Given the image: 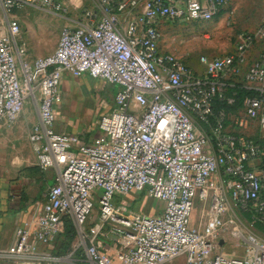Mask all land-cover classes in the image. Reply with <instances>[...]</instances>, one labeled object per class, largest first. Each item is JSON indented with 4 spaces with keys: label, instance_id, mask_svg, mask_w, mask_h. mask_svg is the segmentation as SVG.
<instances>
[{
    "label": "built area",
    "instance_id": "built-area-1",
    "mask_svg": "<svg viewBox=\"0 0 264 264\" xmlns=\"http://www.w3.org/2000/svg\"><path fill=\"white\" fill-rule=\"evenodd\" d=\"M2 1L8 9L66 12L62 0ZM232 1L92 0L95 8L62 30L55 51L23 70L27 48L16 46L20 25L10 23L9 37H0V125L12 127L27 98L38 96L30 141L37 167L55 170L56 181L1 260L61 262L55 245L70 218L85 264L180 257L185 264H264V239L232 229L243 250L237 256L225 251L223 237L236 211H255L264 225V53L253 62L248 56L256 36H241L230 55L201 56V72L162 49L167 25L210 22ZM66 73L120 87L89 143L55 128ZM242 81L259 96L245 99L237 114L216 110L217 101L234 105L226 93ZM254 124L258 139L247 134ZM135 193L162 203L159 213L135 210L126 200Z\"/></svg>",
    "mask_w": 264,
    "mask_h": 264
},
{
    "label": "rangeland",
    "instance_id": "rangeland-1",
    "mask_svg": "<svg viewBox=\"0 0 264 264\" xmlns=\"http://www.w3.org/2000/svg\"><path fill=\"white\" fill-rule=\"evenodd\" d=\"M259 1L261 0H254L255 3ZM38 7L26 5L20 9H8L0 0V37H9L11 22L16 21L20 25L21 33L15 39V43L18 48L23 44L27 48L26 55L19 56V65L22 70L25 64H33L36 58L47 56L56 49L61 32L66 27V18L73 16L69 14L67 17H60L55 13L48 14ZM34 19L37 22H34ZM245 27L246 23H240L239 15H236V12L229 15L225 9L219 17L207 23L167 25L164 28L163 49L174 53L195 72H201L203 66L200 64V57L215 58L234 53L239 43V37L249 33ZM108 90L110 93L117 94L120 87L117 85L106 87L105 82L93 80L87 76L81 79H69L67 86L62 85L63 103L59 106V111L61 115L68 118L67 122L71 124L73 130H82L80 138L86 137L90 130L94 133L95 129H99L101 117L112 106L111 101L107 99ZM24 109H28L33 120H36L37 100L33 95L27 98ZM247 134L259 137L261 131L257 124H254ZM117 199L120 198L117 197ZM126 200L135 210L146 214L159 213L163 206L162 203L149 200L141 193L132 194ZM96 215L97 210H94L91 220H94ZM235 216L237 218L236 225L227 224V229L223 234L224 240L227 242L225 251L229 254L242 256L243 250L240 241L230 237L228 233L238 227L244 231V234H254L264 239V225L256 221L257 213L255 211H236ZM199 226V222L194 223V227ZM68 229L72 228L65 227L64 233L55 245V252H57L59 249L61 250L64 243L72 241L70 250L62 252L64 260L61 262L45 261L42 264H85L84 251L78 248L79 237L76 233L73 240H68L65 237ZM73 229L76 228L73 226ZM166 264H185V261L180 257Z\"/></svg>",
    "mask_w": 264,
    "mask_h": 264
},
{
    "label": "crops",
    "instance_id": "crops-1",
    "mask_svg": "<svg viewBox=\"0 0 264 264\" xmlns=\"http://www.w3.org/2000/svg\"><path fill=\"white\" fill-rule=\"evenodd\" d=\"M62 2L66 5V12L56 15L60 17H67L69 14L73 15L70 18H66V27H76L81 21L82 12L86 9L95 8L92 0H62ZM38 8L45 13H50L41 7ZM226 11L229 15H233L236 12V15H239L240 23H246L245 28L249 33L241 36L247 34L256 36L248 55L249 62H253L260 54L264 53V34H262L264 0L257 3L254 0H233L226 8ZM34 22H37V20L34 19ZM82 77L74 78L70 74H64L61 83V93L62 85L67 86L69 79H81ZM108 85L106 83V87ZM107 93V99L112 103L108 111L110 112L115 106L116 94L110 93L109 90ZM35 100H37L36 120H33V116L29 114L28 109H23L19 119L12 127L0 125V252L7 251L13 246L17 229L22 227L26 221L42 208L46 192L56 181L55 170L42 172L37 167L34 147L30 141L31 129L39 123L38 96L35 97ZM59 109L60 107L58 106L56 110V131L79 137L82 134V130H73L71 124L67 122L68 118L61 115ZM95 130L94 133L91 130L88 131L89 133L86 134V137H79L80 141L84 143L91 142L100 134L99 129ZM0 264L23 263L0 259Z\"/></svg>",
    "mask_w": 264,
    "mask_h": 264
},
{
    "label": "trees",
    "instance_id": "trees-1",
    "mask_svg": "<svg viewBox=\"0 0 264 264\" xmlns=\"http://www.w3.org/2000/svg\"><path fill=\"white\" fill-rule=\"evenodd\" d=\"M226 95H227V97H233V99L235 101L234 105H229L226 100H223V101H217L215 108H216V110L222 109L226 112L234 113V114H237L239 111H241L243 109V102L245 99L254 98V97L259 96V94L257 92L247 89L245 87V83L243 81L239 82V83L235 82L233 84V86L228 88ZM256 139H258V137H256ZM68 226H70L72 229L67 230L68 233L65 237H67L68 240L69 239L73 240L75 238L77 232L75 231L76 229L75 230L73 229L74 223L70 218L65 219V227H68ZM64 231H63V233H64ZM61 235L58 237L56 244L58 243ZM71 242L72 241L64 243L63 246L61 247V250L59 249L60 251L58 250L57 252H55V250H54V252H55L54 254L57 257L62 258V255H63L62 252L65 253V252L70 250Z\"/></svg>",
    "mask_w": 264,
    "mask_h": 264
}]
</instances>
